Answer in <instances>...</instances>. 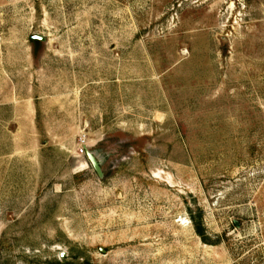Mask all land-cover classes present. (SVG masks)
<instances>
[{"label":"rangeland","instance_id":"obj_1","mask_svg":"<svg viewBox=\"0 0 264 264\" xmlns=\"http://www.w3.org/2000/svg\"><path fill=\"white\" fill-rule=\"evenodd\" d=\"M0 264H264V0H0Z\"/></svg>","mask_w":264,"mask_h":264},{"label":"water","instance_id":"obj_2","mask_svg":"<svg viewBox=\"0 0 264 264\" xmlns=\"http://www.w3.org/2000/svg\"><path fill=\"white\" fill-rule=\"evenodd\" d=\"M33 39L42 41L45 38L40 35H34ZM85 153L89 161L95 168L96 172L99 174L101 178H103L104 177V172H103V167H102L103 160L101 159V157L98 155V153L95 150L90 149L89 146H85Z\"/></svg>","mask_w":264,"mask_h":264},{"label":"trees","instance_id":"obj_3","mask_svg":"<svg viewBox=\"0 0 264 264\" xmlns=\"http://www.w3.org/2000/svg\"><path fill=\"white\" fill-rule=\"evenodd\" d=\"M197 232L199 233V235L205 240V234L203 229L201 228V226L199 224H197Z\"/></svg>","mask_w":264,"mask_h":264},{"label":"built area","instance_id":"obj_4","mask_svg":"<svg viewBox=\"0 0 264 264\" xmlns=\"http://www.w3.org/2000/svg\"><path fill=\"white\" fill-rule=\"evenodd\" d=\"M84 143H85V142H84ZM81 152H82V153H85V147H82V148H81Z\"/></svg>","mask_w":264,"mask_h":264},{"label":"flooded vegetation","instance_id":"obj_5","mask_svg":"<svg viewBox=\"0 0 264 264\" xmlns=\"http://www.w3.org/2000/svg\"><path fill=\"white\" fill-rule=\"evenodd\" d=\"M104 172V171H103Z\"/></svg>","mask_w":264,"mask_h":264}]
</instances>
